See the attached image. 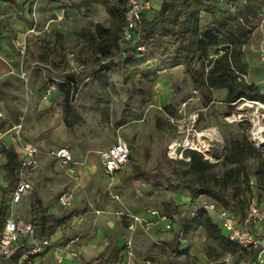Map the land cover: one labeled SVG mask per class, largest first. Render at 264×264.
<instances>
[{"label": "rangeland", "instance_id": "obj_1", "mask_svg": "<svg viewBox=\"0 0 264 264\" xmlns=\"http://www.w3.org/2000/svg\"><path fill=\"white\" fill-rule=\"evenodd\" d=\"M35 17L23 0L0 6V150L10 147L21 157L28 142L41 149V166L26 173L32 189L16 204L12 193L19 177H8L6 157L0 158V211L6 219L32 220L37 239L51 244L38 252L22 247L9 264H27L29 255L34 264L232 263L230 254L219 256V243L203 228L187 227L200 209L221 218L218 209L208 207H220L214 199H191V149L185 145L206 144L212 162L223 159L229 139L244 135L264 151V132L255 134L256 116L264 125V103L245 99L230 107L223 92L197 88L184 64L150 65L130 79L116 72L93 74L103 60H122L139 40L133 35L108 59L98 53L91 37L97 25L110 26L102 0H43ZM209 20L205 16L203 26ZM192 66L200 69L201 61ZM74 73L80 88L73 104L84 120L70 129L63 117V85ZM51 84L55 90L47 96ZM120 139L129 143L130 158L111 176L104 172L102 152ZM60 147L71 149L73 162L55 157ZM259 163L258 157L246 160L255 183L237 221L246 216L248 197L257 193L264 199ZM232 167L219 163L215 171L222 176ZM65 192L74 197L69 206L59 202ZM258 263L264 264V255H258Z\"/></svg>", "mask_w": 264, "mask_h": 264}, {"label": "trees", "instance_id": "obj_2", "mask_svg": "<svg viewBox=\"0 0 264 264\" xmlns=\"http://www.w3.org/2000/svg\"><path fill=\"white\" fill-rule=\"evenodd\" d=\"M102 1L110 15V26L106 28L97 25V32L91 39L97 45L98 53L108 59L119 47L125 24L126 1ZM238 1H155L151 10L142 13L135 34L139 40L126 51L125 57L119 62L108 60L102 63L93 74L106 75L116 72L125 79H130L150 65L166 68L184 64L188 67L197 88L227 89L224 101L230 107L245 99L264 103V90L259 84L247 80L248 65L243 60L244 45L252 35L254 21L260 16L263 0H246L243 4ZM231 3H237L235 11L231 9ZM205 16H209L210 20L203 26ZM140 44L145 46L144 51L138 49ZM213 48H216L217 52L210 54ZM195 60L201 61L200 69L193 68ZM66 83L68 84L63 85L65 96L62 110L66 126L72 129L84 120L73 104L80 84L75 73L68 75ZM1 151L6 157L7 176L18 179L21 161L18 152L6 146H3ZM188 156L187 186L192 201L207 195L217 201L220 207L228 209L233 206L236 215H239L243 210L246 194L252 192L246 166V160L250 157L260 159L257 177L261 182L264 181V151L253 145L246 135L243 138H231L226 142L221 161L212 162L195 150H190ZM219 163L224 166L234 164L235 167L219 176L215 171ZM3 214L4 211L1 210L0 218L5 220L0 223V228L6 221ZM215 215L218 216L216 212ZM187 227H203L207 236L219 243L222 249L219 256L230 254L233 257L230 264H259L258 255L261 249H247L231 240L220 221L208 210H198ZM42 232L50 234L46 233L44 225ZM33 258L34 255H29L27 261L30 262Z\"/></svg>", "mask_w": 264, "mask_h": 264}, {"label": "built area", "instance_id": "obj_3", "mask_svg": "<svg viewBox=\"0 0 264 264\" xmlns=\"http://www.w3.org/2000/svg\"><path fill=\"white\" fill-rule=\"evenodd\" d=\"M43 0H23L24 6L31 16L36 18L39 4ZM126 13L125 24L122 29L119 47H122L127 40H130L136 34L142 13L152 9L155 1L158 0H125ZM225 1V0H220ZM239 3H245L246 0H239ZM231 9H237V3H231ZM140 51H144L145 46H138ZM264 59V50L262 52ZM106 61L103 60V63ZM55 90V84H51L47 90V96ZM259 103V101H255ZM204 144L203 146H205ZM185 148L202 153L205 158L213 161L208 152L203 150V147H198L192 143L186 144ZM55 157L62 163H71L74 160V154L68 147H60L53 151ZM4 153L0 150V158L4 157ZM103 169L108 175H114L123 170L130 158L129 143L120 139L112 146L102 152ZM41 166V149L38 144L28 142L24 145V155L20 161L19 180L12 193V202L18 203L22 200L23 195L32 189V182L27 178L26 173L30 170H36ZM255 181H252L254 185ZM73 194L65 192L59 197L60 204L69 206L73 202ZM208 207L216 206L212 203ZM157 212L155 211L154 214ZM198 213V211H197ZM196 213V214H197ZM218 216L221 218L220 225L227 231L231 240L239 243L241 246L250 248H260L259 257L264 255V237L256 234L254 226L264 222V199H261L257 193L249 197L248 211L246 216L241 219L242 225L236 221L235 214L230 213L227 209L222 208L218 211ZM140 217H138L139 219ZM140 220V219H139ZM162 222L170 228L166 216L161 217ZM51 244L49 239H37V227L32 221H26L16 216H11L6 219L2 228H0V264H8L13 258L18 248L22 246H30L32 252H38L43 246Z\"/></svg>", "mask_w": 264, "mask_h": 264}, {"label": "crops", "instance_id": "obj_4", "mask_svg": "<svg viewBox=\"0 0 264 264\" xmlns=\"http://www.w3.org/2000/svg\"><path fill=\"white\" fill-rule=\"evenodd\" d=\"M8 1H11V0H0V6L1 5L3 6V4H7ZM240 4H243V3H240ZM263 50H264V0H263L260 16L257 19V24L253 28V32H252L250 39L244 45V58H243L244 62H246L248 65V73L246 76L247 80L251 83L259 84L262 87V89L264 90V59L262 56ZM214 91L215 92H223V94L225 96L227 94V89H214ZM225 96H224V98H225ZM8 148H10V147H8ZM23 155H24V151H23ZM23 155L21 157L19 156L20 160L22 159ZM29 192L26 193L25 195H23L22 200L24 199L25 196H27L29 194ZM38 200L40 202V199H38ZM14 204H16V203H14ZM222 208L223 207H218L216 205V210L218 209V211H219V209H222ZM218 211H216L217 215H218ZM227 211L235 214V218L237 221L236 210L234 209V207L233 206L229 207L227 209ZM14 216L21 218V219H24L20 215H14ZM24 220L32 221L30 219H24ZM237 223L239 224V226L242 225L241 221H237ZM201 228H203V227H201ZM254 231L257 232L260 236H264V224L258 223L257 225H255ZM22 247H30V246L27 245V246H22ZM22 247L17 249L14 256H16L18 253H20V249ZM11 260L8 262V264L11 262ZM33 260H34V258L32 259V261ZM32 261H30V262L27 261V264H34V262H32Z\"/></svg>", "mask_w": 264, "mask_h": 264}, {"label": "bare ground", "instance_id": "obj_5", "mask_svg": "<svg viewBox=\"0 0 264 264\" xmlns=\"http://www.w3.org/2000/svg\"><path fill=\"white\" fill-rule=\"evenodd\" d=\"M261 107V106H260ZM256 115V114H255ZM256 130L257 131H255V134H258V133H260V132H264V125L263 126H260V121H259V117L258 116H256ZM200 136H202V135H204V133H200L199 134ZM258 136V135H257ZM259 138V137H258ZM262 143H264V138H263V141H262ZM173 147V146H172ZM203 150H205V151H207L208 153V156H211V153H210V148H209V146H207V145H205V146H203Z\"/></svg>", "mask_w": 264, "mask_h": 264}]
</instances>
